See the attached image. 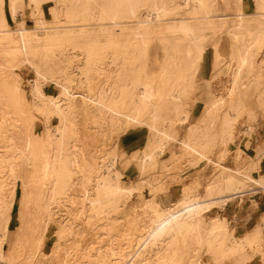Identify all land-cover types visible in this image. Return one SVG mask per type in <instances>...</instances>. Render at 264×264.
<instances>
[{
	"label": "bare ground",
	"instance_id": "1",
	"mask_svg": "<svg viewBox=\"0 0 264 264\" xmlns=\"http://www.w3.org/2000/svg\"><path fill=\"white\" fill-rule=\"evenodd\" d=\"M26 8L33 26L16 18ZM155 42L164 52L157 72L147 63ZM210 42L226 78L220 92L204 83L203 115L181 135L165 123L166 110L181 109L197 87ZM0 51L27 75L45 123L37 145L21 123L24 88L3 68L0 264H264V214L238 236L222 213L231 205L238 221L250 188L264 189V144L255 156L238 145L226 162L240 119L251 129L264 118V0H0ZM52 84L58 94L44 91ZM143 126L145 144L124 149L123 135ZM105 139L116 140L107 147ZM132 162L138 176L127 182ZM202 165V180L179 182ZM174 183L177 199L159 201ZM142 192L153 195L143 202L149 211L126 209Z\"/></svg>",
	"mask_w": 264,
	"mask_h": 264
},
{
	"label": "rangeland",
	"instance_id": "2",
	"mask_svg": "<svg viewBox=\"0 0 264 264\" xmlns=\"http://www.w3.org/2000/svg\"><path fill=\"white\" fill-rule=\"evenodd\" d=\"M51 4L52 2H47V3H44L43 5L44 10H45V17L48 19L52 18ZM6 5H8V2H6ZM16 18L17 20L24 19L25 24L27 26H33L35 24V20L33 17H31L29 8H26L22 13L18 14ZM11 23H12L11 24L12 27H16L17 25L16 20L11 21ZM219 34H221L219 35L221 36L219 52L222 55H225L229 51V48H228L229 47V44H228L229 37L224 31ZM217 37L218 35H216V37H212L211 40H216ZM163 55H164V52H163L161 45L158 42H155L151 46L148 52V56H147V63L151 71L157 72L160 69L163 63ZM217 57L219 56L215 54V49L213 48L210 42L204 53L203 59L201 60L199 64V69L196 75L197 87H195L194 91L191 93V95L188 98H185L181 102L179 101L180 103H182L181 109L166 110L167 117L165 119V123L170 124L171 128L173 127L175 128V130L176 129L179 130L181 132L180 133L181 135L184 134V131L189 124L197 121L198 118L203 115L205 106L207 105V102H208L207 100L209 98V94L206 92V85H204V83H207L208 87L210 86L212 87V89H214L216 86L218 88V89L216 88L217 91L219 90L218 92L222 90L221 89L223 87L222 83L224 82L226 78V73L224 72L225 65H224V62L222 63L219 62L217 60L218 59ZM2 69L8 72H13L14 77L12 78V80H16L18 78L24 88L26 102H27L26 107H25L26 115L25 114L22 115L21 123L26 129L27 135L31 136L32 139L36 141V144L39 145L40 144L39 137L41 136V133H43L44 128H45V123L43 121L44 116L31 106L32 91H31V85L28 81V77L22 71L17 69L16 66L11 67L7 58L0 51V71ZM19 73L21 74V76ZM10 77L11 75L5 78L10 81L11 80ZM0 78L2 80V78L4 77H0ZM216 79H218V81ZM216 81L219 83L217 84ZM44 91L47 94L55 95V94H58L59 87H57L54 84L45 85ZM252 103H254V101H252ZM184 116H187L186 118L187 120L185 119V121L182 122L180 119ZM258 119H259L258 122H256L252 126L251 129L248 128V123L245 121V117L240 119L239 124H238L239 128H238L237 137L229 145L231 154L229 155V158H227L226 160L228 165H231V166L233 165L232 153H235V150L238 147V145L245 147L244 149L246 153H249L255 156L257 147L260 144H262L257 139V137L260 138V133L258 132V126L264 125V122H263L264 118L260 116L258 117ZM58 122H59V119L57 117L54 116L51 118V123L53 125L58 124ZM147 131H148L147 127L143 126L142 128H138L137 133L136 132L125 133L122 137V142H121L122 147L124 149L126 148L127 151L131 152L137 146L139 145L143 146L146 142V138L148 134ZM115 140L116 139H112V140L105 139L103 143L107 144L106 145L107 147H110L114 144ZM176 146H177L176 142L170 141L167 144V149L171 150L172 148H175ZM243 158L246 159V157H243ZM261 160L264 166V156H262ZM204 167L205 165H202V166H198L193 169L187 170L186 172H184V175H183L184 178L180 180L179 182L182 183L183 185L185 184L189 185L192 183L196 184L197 181L202 180L204 177V174H205V172H203V170L205 169ZM28 168H31V167L28 166ZM137 176H138V171H137L136 165L134 162H132L125 172V179L127 182H129V181L137 179ZM173 185L175 186L176 184L175 183L172 185L170 184L168 188H165L166 190H162L156 193V197L159 198V201L162 200V201L169 202V198H170V201L177 199L178 196L175 192V187ZM199 188L200 189L202 188V184L200 185ZM250 189H252V191H250V193H247L246 196H244V199L242 202V208H241L242 211H240L241 218L238 221H235L234 219H232L233 208L231 207V205H227L225 206V208H222V213L228 216L230 224L234 226L235 233L238 236L244 234L245 232L253 230L260 216L264 214V189H261V188L257 189L255 187H251ZM20 193H21V188L19 187L18 197ZM251 195H253V198L257 200L256 205L253 204L252 198L250 197ZM152 196H153L152 193H147V192H142L140 194L136 193L131 198L128 199L127 206H125V208L128 209L130 207H133L135 211H137L140 215H142L144 214L145 210L149 211V207L145 206L143 202L150 200ZM18 225H19V219L17 215V210L15 208L14 217L10 224L11 231L15 230ZM52 237L53 239L55 238L54 235ZM87 239L89 240L90 237ZM51 245L52 244H50L49 246L51 247ZM5 247L7 250L9 247L8 243H6ZM25 251L27 252V249H25L19 254L18 256L19 261H22V262L25 261L26 256H27V253ZM254 264H259V260H257Z\"/></svg>",
	"mask_w": 264,
	"mask_h": 264
},
{
	"label": "crops",
	"instance_id": "3",
	"mask_svg": "<svg viewBox=\"0 0 264 264\" xmlns=\"http://www.w3.org/2000/svg\"><path fill=\"white\" fill-rule=\"evenodd\" d=\"M264 122V121H263ZM262 122V123H263ZM258 132L260 133V138H258L257 136V139L262 143V144H264L263 142H264V125H259L258 126Z\"/></svg>",
	"mask_w": 264,
	"mask_h": 264
}]
</instances>
